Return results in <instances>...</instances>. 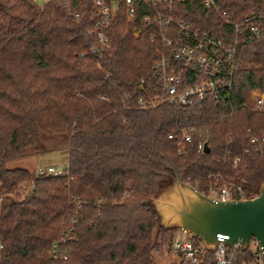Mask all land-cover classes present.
<instances>
[{
  "label": "trees",
  "instance_id": "16d2710c",
  "mask_svg": "<svg viewBox=\"0 0 264 264\" xmlns=\"http://www.w3.org/2000/svg\"><path fill=\"white\" fill-rule=\"evenodd\" d=\"M202 1L179 0L174 13L210 32L226 29L224 14L257 15L259 32L237 47L230 96L142 108L138 84L157 90L150 62L158 44L142 25L145 8H137L133 23L119 8L99 67L89 52L96 40L86 32L92 0H48L42 7L0 0V264H59L49 246L68 225L67 264H152L177 227L160 223L150 198L175 176L206 193L207 174L220 172L241 181L247 197L258 194L264 144L249 136L264 135V109L253 107L250 92L264 90V0H215L219 12ZM191 126L193 141L178 152L179 130ZM171 131L177 138H168ZM199 134L207 151L196 149ZM63 146L64 174L8 166ZM235 156L241 160L232 168ZM235 254L236 262L251 256L249 248Z\"/></svg>",
  "mask_w": 264,
  "mask_h": 264
},
{
  "label": "built area",
  "instance_id": "2783aa9c",
  "mask_svg": "<svg viewBox=\"0 0 264 264\" xmlns=\"http://www.w3.org/2000/svg\"><path fill=\"white\" fill-rule=\"evenodd\" d=\"M42 7L48 0H35ZM179 0H92V24L86 29L87 34L94 37L89 52L96 58L100 67L101 59L110 47L111 37L109 27L112 18L121 6L126 12V19L135 22L138 7L145 8L141 14L142 25L149 29L148 38L158 44L157 56L151 60L150 67L156 92H150L142 81L138 84L140 92L137 96L139 107H153L160 103L190 105L196 99L211 97L218 101L230 96L233 88L234 72L236 70V52L241 39H251L259 32L257 15L250 13L239 20H232L223 15L227 23L226 29L206 31L194 26L190 21L174 13L175 3ZM206 9L219 12L215 0H203ZM75 19L79 13L73 12ZM141 31L135 25L133 34L138 36ZM103 97V96H100ZM252 105L257 110L264 109V90L252 88L250 92ZM195 127H181L177 141L178 152L182 151V143L193 141ZM168 138L175 139L177 134L171 131ZM249 141L254 144H264V135L251 134ZM205 138L199 134L196 149L205 151ZM240 156H235L232 168L240 162ZM56 166L40 165L35 170L39 175H58ZM208 176L205 186L206 194L218 199H243L246 191L241 181L224 178L220 172ZM214 178V179H212ZM73 227L68 225L54 237L49 246V255L53 262L67 264L68 251L63 246L66 240L72 238ZM185 237L173 236L168 243L172 251L180 255L179 264H264L262 246L251 236L246 248H241L237 241L226 244L225 233H217L218 242L213 248H207L202 237L185 234ZM250 246L251 256L236 262L235 250L247 249ZM3 247L0 238V250Z\"/></svg>",
  "mask_w": 264,
  "mask_h": 264
},
{
  "label": "water",
  "instance_id": "95a60500",
  "mask_svg": "<svg viewBox=\"0 0 264 264\" xmlns=\"http://www.w3.org/2000/svg\"><path fill=\"white\" fill-rule=\"evenodd\" d=\"M150 200L163 226L177 227L184 234L200 236L207 248L216 245L217 233L228 235L224 238L226 244L237 241L241 248H246L249 238L254 236L264 255V180L254 196L218 199L175 176L170 185Z\"/></svg>",
  "mask_w": 264,
  "mask_h": 264
},
{
  "label": "rangeland",
  "instance_id": "374dc122",
  "mask_svg": "<svg viewBox=\"0 0 264 264\" xmlns=\"http://www.w3.org/2000/svg\"><path fill=\"white\" fill-rule=\"evenodd\" d=\"M40 165H52L56 166L59 172H63L68 166V150L66 147H59L57 149L48 151L39 155H29L17 160L8 162L9 167H23L30 170H36ZM28 189V185L24 183L19 188V194H24ZM173 236L185 237L186 235L179 229H173ZM252 246L249 247L251 249ZM152 264H179L180 255L172 251L169 246H165L160 252H154L152 255Z\"/></svg>",
  "mask_w": 264,
  "mask_h": 264
}]
</instances>
